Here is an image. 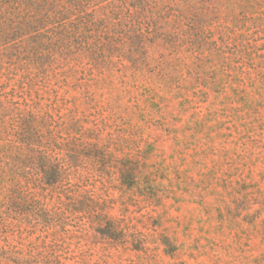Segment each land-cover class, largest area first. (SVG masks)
Returning a JSON list of instances; mask_svg holds the SVG:
<instances>
[{
  "label": "rangeland",
  "instance_id": "obj_1",
  "mask_svg": "<svg viewBox=\"0 0 264 264\" xmlns=\"http://www.w3.org/2000/svg\"><path fill=\"white\" fill-rule=\"evenodd\" d=\"M52 15L0 42V264H264V0Z\"/></svg>",
  "mask_w": 264,
  "mask_h": 264
},
{
  "label": "trees",
  "instance_id": "obj_2",
  "mask_svg": "<svg viewBox=\"0 0 264 264\" xmlns=\"http://www.w3.org/2000/svg\"><path fill=\"white\" fill-rule=\"evenodd\" d=\"M46 2V0H0V42L7 40L9 44L16 38L24 39L28 54L33 55L42 65L46 62V55L42 49H48L53 45L67 48L65 35L58 31H47L45 23L54 17L52 14H58L56 16L58 18L71 14L80 0H53L47 4ZM62 5L68 7L63 9ZM18 53L21 54L20 51Z\"/></svg>",
  "mask_w": 264,
  "mask_h": 264
}]
</instances>
